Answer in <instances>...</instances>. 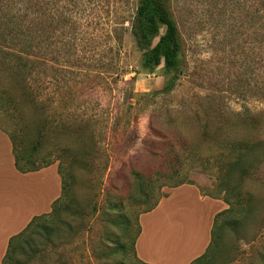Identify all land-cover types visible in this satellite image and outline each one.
Segmentation results:
<instances>
[{
    "label": "rangeland",
    "instance_id": "1",
    "mask_svg": "<svg viewBox=\"0 0 264 264\" xmlns=\"http://www.w3.org/2000/svg\"><path fill=\"white\" fill-rule=\"evenodd\" d=\"M137 1L0 0V37L11 17L36 32L40 84L25 86L43 105L38 111L21 96L22 123L0 113V136L10 141L16 129L19 147L69 182L49 238L34 236L36 253L20 254V262L139 264L131 251L122 262L119 229L105 211L119 203L117 219L129 216L135 232L136 216L174 184L155 174L173 166L224 208L226 188L253 193L239 222L218 216L217 245L203 264H264V0H168L182 43L168 93L160 92L168 75L161 66L143 69L141 51L123 32ZM0 76L10 80L6 71ZM226 136L257 143L228 178L221 169L238 150L220 140ZM238 168L250 169L242 182ZM150 182L144 201L141 188Z\"/></svg>",
    "mask_w": 264,
    "mask_h": 264
},
{
    "label": "trees",
    "instance_id": "2",
    "mask_svg": "<svg viewBox=\"0 0 264 264\" xmlns=\"http://www.w3.org/2000/svg\"><path fill=\"white\" fill-rule=\"evenodd\" d=\"M134 14L129 20V28L122 24L123 32L128 31L134 39L136 46L141 51V67L148 73L154 72L159 66L163 69L164 74L168 75L167 80L160 89L162 93H168L175 85L180 68V55L182 43L178 26L172 13L168 7V0H138ZM264 8V5H263ZM10 29L0 37V71H6L10 75V80H5L0 76V113L13 117L15 120H23L20 98L21 96L28 98L33 106L38 111H42L43 105L40 102V95L33 87L25 85H37L39 82L40 65L42 63L40 57L34 51L37 47V35L30 29L23 30L22 25L11 17ZM121 38H119L120 40ZM40 84V82H39ZM16 129L9 133L14 163L17 170L20 172L35 171L42 167L48 166L49 163H37L34 153L23 151L18 144ZM224 144H230V151L238 150L234 153V158L229 161L226 168L221 169L220 176L228 178L232 175V171L243 162L244 151L249 147L255 146L257 143H252L253 139L238 140L231 136L223 137ZM37 149V146L35 145ZM61 179V194L53 202L52 209L48 213L34 216L30 222L18 233L12 235L7 244L6 252L2 259V264H21L19 255L25 254L30 256L36 253V249L31 245V241L38 233H42L47 238L51 231V224L55 222L57 211L65 204L68 197L69 182L67 178L60 173ZM238 179L242 182L244 177L250 173V169L238 168ZM158 179L166 177L174 180V184L170 187L188 183L189 181L178 177L177 169L170 166L164 172L158 171ZM151 182L146 187L141 188L143 200L147 201L150 197ZM223 189L226 184L222 185ZM235 195L233 196V194ZM244 194V196H241ZM167 196V193L161 197ZM66 198L63 202L62 198ZM160 197V198H161ZM253 193L249 189L237 190L233 185L230 190H224L223 201L227 207L215 214L213 226L211 230V240L205 252L196 257L190 264H203L207 262L217 245L218 229L221 224H218V216H223V224L226 222L237 223L243 216L250 213ZM159 199L153 200L149 205L142 209L140 213L152 210ZM96 210V208H95ZM121 208L119 203H109L105 215L107 222L111 225H116L119 229L117 238H119L118 248L120 251L122 262L129 251H131L135 262L139 264H147L140 260L135 251V242L140 233V225L138 216H136L137 227L135 232L132 231L130 217L127 215H119ZM100 251L97 247L93 249V255L98 259ZM98 252V253H97Z\"/></svg>",
    "mask_w": 264,
    "mask_h": 264
},
{
    "label": "crops",
    "instance_id": "3",
    "mask_svg": "<svg viewBox=\"0 0 264 264\" xmlns=\"http://www.w3.org/2000/svg\"><path fill=\"white\" fill-rule=\"evenodd\" d=\"M0 136V264L9 238L30 220L48 213L61 194V179L54 165L20 172L15 167L11 142ZM224 204L203 194L193 184L172 187L156 206L138 216L137 257L147 264H190L211 240L215 214Z\"/></svg>",
    "mask_w": 264,
    "mask_h": 264
}]
</instances>
